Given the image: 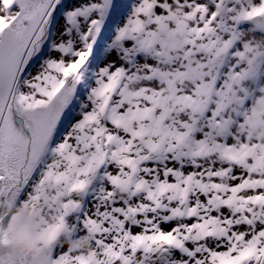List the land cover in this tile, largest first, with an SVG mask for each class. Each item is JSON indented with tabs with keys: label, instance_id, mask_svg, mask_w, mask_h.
<instances>
[{
	"label": "snow or ice",
	"instance_id": "snow-or-ice-1",
	"mask_svg": "<svg viewBox=\"0 0 264 264\" xmlns=\"http://www.w3.org/2000/svg\"><path fill=\"white\" fill-rule=\"evenodd\" d=\"M4 209L0 264H264V0H0Z\"/></svg>",
	"mask_w": 264,
	"mask_h": 264
},
{
	"label": "clouds",
	"instance_id": "clouds-1",
	"mask_svg": "<svg viewBox=\"0 0 264 264\" xmlns=\"http://www.w3.org/2000/svg\"><path fill=\"white\" fill-rule=\"evenodd\" d=\"M11 215H15V219H12ZM0 240H6L16 254L31 260L42 252L43 230L41 225L30 216L10 213L9 210L4 209L0 210ZM72 246L82 252H86L88 248L86 243L80 242Z\"/></svg>",
	"mask_w": 264,
	"mask_h": 264
}]
</instances>
